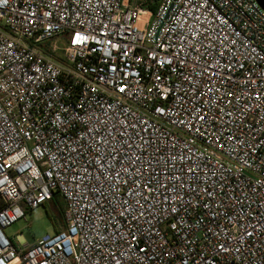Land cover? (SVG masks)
Listing matches in <instances>:
<instances>
[{
  "label": "built area",
  "instance_id": "2783aa9c",
  "mask_svg": "<svg viewBox=\"0 0 264 264\" xmlns=\"http://www.w3.org/2000/svg\"><path fill=\"white\" fill-rule=\"evenodd\" d=\"M0 202V264H264V10L0 0Z\"/></svg>",
  "mask_w": 264,
  "mask_h": 264
},
{
  "label": "rangeland",
  "instance_id": "374dc122",
  "mask_svg": "<svg viewBox=\"0 0 264 264\" xmlns=\"http://www.w3.org/2000/svg\"><path fill=\"white\" fill-rule=\"evenodd\" d=\"M133 3L142 5L144 10L150 11L145 5L148 0H132ZM152 12V11H150ZM145 14V13H143ZM66 36L58 39H53L42 45L43 49L48 50L52 45H57L62 48L65 44ZM56 53V57L61 60V51ZM63 207L62 201L59 198H54L43 205L33 209L25 210V217L13 223L11 226L4 229V234L14 243L22 240L26 244H32L37 240L42 239L46 235H51L55 229L61 227V222L57 216V209Z\"/></svg>",
  "mask_w": 264,
  "mask_h": 264
},
{
  "label": "trees",
  "instance_id": "16d2710c",
  "mask_svg": "<svg viewBox=\"0 0 264 264\" xmlns=\"http://www.w3.org/2000/svg\"><path fill=\"white\" fill-rule=\"evenodd\" d=\"M159 3H160V0H148V1H146L144 6H146L150 11L154 12V11H156ZM52 200H50V201H52ZM1 205H2V203L0 202V207H1ZM62 210H63V208H62V206H60V208L57 209L56 211H57V216L59 217V220L61 222V225H64L63 211ZM56 230L57 229H55V227H54V231H56Z\"/></svg>",
  "mask_w": 264,
  "mask_h": 264
},
{
  "label": "water",
  "instance_id": "95a60500",
  "mask_svg": "<svg viewBox=\"0 0 264 264\" xmlns=\"http://www.w3.org/2000/svg\"><path fill=\"white\" fill-rule=\"evenodd\" d=\"M256 2L258 3L259 7L264 10V0H256Z\"/></svg>",
  "mask_w": 264,
  "mask_h": 264
}]
</instances>
